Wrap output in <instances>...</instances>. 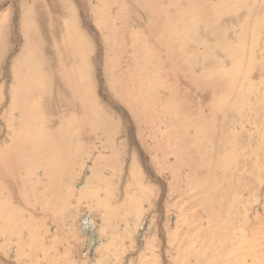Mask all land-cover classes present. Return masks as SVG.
Masks as SVG:
<instances>
[{
  "label": "bare ground",
  "instance_id": "bare-ground-1",
  "mask_svg": "<svg viewBox=\"0 0 264 264\" xmlns=\"http://www.w3.org/2000/svg\"><path fill=\"white\" fill-rule=\"evenodd\" d=\"M119 1L0 0V264H150L121 214L160 208L159 160L206 214L195 238L177 224L180 254L264 264V0ZM131 3L149 13L139 32ZM91 206L101 246L73 225Z\"/></svg>",
  "mask_w": 264,
  "mask_h": 264
},
{
  "label": "rangeland",
  "instance_id": "rangeland-1",
  "mask_svg": "<svg viewBox=\"0 0 264 264\" xmlns=\"http://www.w3.org/2000/svg\"><path fill=\"white\" fill-rule=\"evenodd\" d=\"M123 1L124 0L119 1V6L123 5L122 4ZM131 4L132 5L129 8L123 9L122 16L124 18L129 17V21H131L132 27L134 29H136L135 31L139 32V30H141V28H142V23L144 21H147V17L149 15V13L142 10L138 4H135V3L134 4L131 3ZM117 6H118V4L112 6V8L114 9V13L116 12V9L119 8V6L118 7ZM114 17H115V15H114ZM135 26H136V28H135ZM140 34L143 35V33H140ZM115 45H116V50H114V56H117L118 45H120V46L122 45L125 48L124 50H122V52H124V61H127L129 59V56H130L129 54L131 52V49H130L131 44H130L129 40H127V37L124 38V40L118 39L116 41ZM124 68L126 69V65ZM130 70L132 71L133 67H130ZM142 129H145V128H142ZM149 133H150V128L148 127V128H146V130H144V136L142 137L143 140H145L148 145L153 144L155 142V136L150 137ZM118 138L121 139L122 134H120ZM123 145H125V143ZM133 145L137 146L138 150H140V151L143 150L141 140H139V139L134 140ZM126 146H127V148L128 147L131 148L130 144L126 145ZM157 153H158V155H156ZM154 155H156V158L158 160L160 158H162V153H160V152H154ZM170 158H172V156H170ZM170 158H169V161H171ZM158 163H160V165H159L160 168L159 167L156 168L154 165V167H150V171L145 169L146 170L145 175L147 176L146 179L150 181V184H152L154 186V190L151 193L152 196H150V198L159 199L158 202L160 204V208L154 209L152 206H150L149 201H146L148 204L146 202H144L142 204V211L139 214H137L133 210H131V211L128 210L126 213H122L121 216H123L125 214V216L130 218V221L128 220L129 222H131L130 225H132L134 222L138 223L137 224V236H136L137 238L134 241L135 243L133 242V245L136 249L145 248V245L146 246L148 245L150 247V250H149V252H150V264H189V263L190 264H192V263L197 264L196 261H194V258H187L186 256H184V254H180V251L178 250V244L176 243V241H173L172 234H173V231L176 230L177 224L180 223L178 225L180 226L182 224L179 227V231H180L181 235L188 237V234L189 235L192 234V236L195 238L197 236V232L194 233L193 229H190L189 227H192V225L196 226L201 221V219L199 220V218L202 216H203L202 218L204 220H206V214H205V212H203L201 210L202 208H200V206L197 205L195 202L191 204L187 200H183L177 193H175V190H173V188L175 189V187H174L173 179H172L171 174H170L171 173L170 169H168L167 166L162 163V161L159 160ZM160 181H161V183H160ZM252 184L256 187L255 191H252V192H249L248 190L243 191V196H244L245 202L249 200L250 201L249 204H251V200L254 197H256L258 200H260L262 198L261 197L262 196V190H261L260 182L255 180L252 182ZM168 185H170L171 189L169 188ZM160 194H161V196H160ZM161 198H162V200H161ZM150 202H151V200H150ZM163 203H165L164 204L165 207H164ZM169 203H170V205L168 206ZM180 203L181 204L183 203V205H181ZM257 204L258 203L255 202L253 204V208L259 209V213L261 215V214H263V209L261 206H259V204L258 205ZM246 205L248 206V202L246 203ZM191 207H192V209H191ZM25 209L27 210V208H25ZM90 209H91V211L93 210V213L91 212L90 215H86L83 217L79 216L80 219L74 221L73 225L75 226V228L80 227L83 231H85L84 233H88L90 231H92L91 232L92 234L97 233L98 239H100V242H99L100 245L99 244L98 245L101 246V243H104V240H101V238H99L100 237L99 235H100L101 230L103 228V225H102L103 223L100 221V218L97 217V215H95L94 211L96 210V207L91 206ZM249 213H250V215H252L254 212H253V210H249ZM194 215H195V217H194ZM181 219H183V220H181ZM183 222H185V223H183ZM186 222H187V224H186ZM47 226L56 228L55 224L49 223V222H48ZM126 226H127V224L124 221L121 222V224H119L120 228H125ZM194 230L196 231V228ZM97 234H95V236H94L95 238H96ZM149 239H150V241H149ZM148 241H149V243H148ZM262 241L264 242V238H262ZM131 242L132 241L130 238H126L123 242V246L126 248H131L132 247ZM122 258L123 257L121 256V259ZM187 260L189 261V263Z\"/></svg>",
  "mask_w": 264,
  "mask_h": 264
}]
</instances>
